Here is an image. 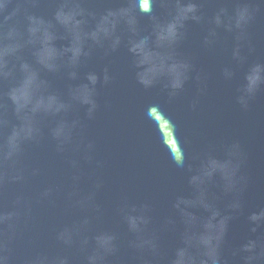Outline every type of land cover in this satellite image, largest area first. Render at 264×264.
Listing matches in <instances>:
<instances>
[{"label":"water","instance_id":"95a60500","mask_svg":"<svg viewBox=\"0 0 264 264\" xmlns=\"http://www.w3.org/2000/svg\"><path fill=\"white\" fill-rule=\"evenodd\" d=\"M0 264H264V0H0Z\"/></svg>","mask_w":264,"mask_h":264}]
</instances>
